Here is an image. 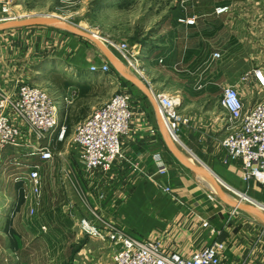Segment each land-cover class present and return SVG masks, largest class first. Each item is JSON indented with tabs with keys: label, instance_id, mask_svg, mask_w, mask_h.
Segmentation results:
<instances>
[{
	"label": "crops",
	"instance_id": "0c3cea01",
	"mask_svg": "<svg viewBox=\"0 0 264 264\" xmlns=\"http://www.w3.org/2000/svg\"><path fill=\"white\" fill-rule=\"evenodd\" d=\"M238 4L240 5V3ZM223 6H229L228 12L234 8L228 16H226L227 13L219 16L225 17L226 20L232 16L234 25L239 27L235 32L236 40L243 32L242 24L250 25V33L254 37L264 34V29L259 30V27L262 28L264 25V14L260 12L264 9L263 1L256 0L249 3L252 10H257V12H252L248 18L235 12V7L231 5H222L221 7ZM173 17L174 15L166 21V25L177 26ZM194 19L198 26L203 21L202 19L198 22L196 17ZM196 25L187 26L186 31L198 30ZM42 28L44 27H34L30 30H36L34 32L38 34L37 32L42 31ZM175 31H177L176 28H174V33L169 31L164 37L167 38L166 41L162 40L155 54L152 57L148 56L152 60L143 61L147 58V49L140 48L138 54L144 56L140 60L144 78L137 76L125 62L119 59L127 72L134 76L142 87L125 79L105 56L98 55L96 51L88 53L82 63L72 56L71 51L67 56L55 58V62L49 61L48 67L53 65L52 68L55 67L59 74H63L73 82L72 86L65 90L55 84L47 87L58 102L62 101L64 104L62 112L64 124H66V110L76 112V117H80L78 123L92 115L108 100L98 103L92 97L98 89L106 90L112 85H117V89L122 92L128 91L131 95L133 119L129 133L122 141L124 162L114 166L106 176L99 175L92 178L86 173L78 154L76 157L70 156V147L63 145L65 147L61 148L59 153L62 161H53L52 159L42 164L44 170L47 171V188L55 189L58 192L57 198L63 202V210L68 211L69 217L73 209V202L65 206L67 199L65 197L68 194L66 192L73 189L74 194L77 195L78 209L81 211L80 218L89 219L97 226L98 224L102 227L111 225L125 235L140 241L158 242L161 249L167 254L190 258L195 253L219 242L225 245L222 253L224 264H264V225L252 220L251 213L242 209L233 215L235 209L231 204L238 203L237 200H235L236 203L229 200L228 197L231 196L227 191L225 197L227 202L223 201L219 194L212 192L209 185L214 190L216 187L212 181L214 175L210 169L206 166H204L205 169H201L194 163H188L186 156L180 153L177 145L169 139L165 131L155 96L168 95L178 101L180 105L182 98L179 91L174 94L172 90L161 84V81L168 80L166 68L172 69L173 59L177 57ZM66 40L54 39L52 41L49 39L44 45L42 43L41 48L35 50L34 53L28 51L16 56V60L11 62L9 73L0 72L1 79L4 78L6 81L3 86H0V89L14 93L17 91L18 84L33 83L35 79H40L41 77L37 75L39 69L46 67L44 59L49 58V54L57 44L59 47L67 46ZM187 46L188 44H186V49ZM193 46L191 38V49ZM104 64L111 66L110 73L92 72L91 67H100ZM160 65L166 68L163 67L164 70L160 71ZM260 68L264 69V67ZM206 69L208 70V65ZM119 78H124L128 82L126 83L128 86L123 85ZM44 83L43 80L41 85L44 86ZM209 84L206 82L197 85L198 91L202 92L203 100L206 99ZM250 85L255 86L256 84L252 80ZM85 90L87 93L83 94ZM210 111L216 117H184L187 120V125L181 127L180 138L196 158L222 163L223 150L221 146L214 144L213 139L225 135L227 117H222L223 113L219 114L214 109ZM77 124H74L72 130ZM23 128L25 130L26 127ZM212 144L217 147L216 152ZM174 152L192 169L200 170L209 184L204 183L198 177L200 173L195 172L196 175L189 173ZM213 152L215 159L211 157ZM33 155L34 153L29 154V156ZM156 156H161L165 161L168 168L167 173L159 174L157 172L154 162ZM69 158L70 161L65 160ZM237 167L238 164L234 163L225 166V170L231 175V178L242 182L238 177ZM259 185L257 182L249 183L247 190L251 197L264 202V187L262 188L263 193L260 194ZM166 189H170L171 192L168 193ZM204 222L209 223L208 228L203 227ZM78 229L75 227V231L72 233L67 227L61 229L60 235L64 236L62 243L64 247L59 251V254H63L62 259L55 261L47 253V259L44 257L32 259V264H113L115 247L109 242L84 236ZM68 234L74 236L70 237ZM47 246L51 247L50 244Z\"/></svg>",
	"mask_w": 264,
	"mask_h": 264
},
{
	"label": "rangeland",
	"instance_id": "374dc122",
	"mask_svg": "<svg viewBox=\"0 0 264 264\" xmlns=\"http://www.w3.org/2000/svg\"><path fill=\"white\" fill-rule=\"evenodd\" d=\"M255 1L0 0V21L9 18H19L17 21H21L34 17H59L84 31L98 35L107 45L126 43L137 52L140 51V48H146L147 58L143 61L152 60L148 56L152 57L162 40L166 41L165 35L169 31L174 33V28H176L175 40L177 45L175 52L177 57L173 59L175 68H173L174 65L172 69L160 65V71L164 70L163 67L166 68V77L168 78V80L161 81V84L172 90L174 94L178 91L181 93L179 112L182 117H216L211 114L210 110L212 109L218 111L219 114L223 113L222 117H226L221 107V100L227 87L236 88L247 107L264 98V89L259 88L257 85H250L253 70L264 67V34L254 37L250 33V25L248 23L242 24L243 32L240 36L238 35L239 38L236 40L235 32L239 27L234 25L232 16L227 20L225 17L219 16L217 9H220L219 7L222 5H231L235 7V12H239L238 14H241L244 18H248L252 12H257L249 6V3ZM258 1L264 2V0ZM235 4L238 5L234 6ZM228 7L226 6V8ZM233 9L226 16L232 13ZM260 12L264 14V9ZM172 15H174V23H177L176 27L166 25V21ZM194 17L197 18L198 22L203 19L199 26L198 24L195 26L198 27V30L186 31L187 26L180 23L179 20ZM2 24L6 23L1 21L0 25ZM42 29V31L37 32L38 34L34 32L36 30H30V28L0 31V72H3V74L9 73L11 62L16 60V56L28 51L34 53L35 50L41 48L42 43L44 45L49 39L52 41L54 39L58 41L67 39L68 44L64 47H59V44H57L53 48L54 50L49 54V58L44 59L46 67L39 69L37 76L41 78L35 79V82L29 83L30 85L47 89L49 86H54L59 79L62 80L60 82L62 85L65 84L66 80L71 82V79L59 74L55 67L52 68L53 65L48 67L49 61L55 62L59 57L67 56L69 51L81 63L85 61V57L91 51H96L98 55L105 56L104 51L91 41L77 38L73 34L55 27H44ZM260 29H264V25L262 28L259 27ZM191 38L193 39V49L190 47ZM43 39L46 40L43 42ZM186 44H188L187 49ZM216 53H221L222 57L215 58ZM3 58H5L4 64ZM207 65L208 70L206 69ZM22 66L24 67V65ZM42 73H44L43 76ZM43 80L45 81L44 86L41 85ZM119 80L122 81L123 85L128 86L126 84L128 82L124 78H119ZM206 82L210 84L206 99L203 100L202 92L198 91L197 85ZM4 83L6 81L0 77V86H3ZM116 86L112 85L107 87L106 90L98 89L92 99L98 103L111 99L122 92ZM73 119L76 120L77 117ZM74 131L75 129L62 142H57L55 136L47 138L46 142L52 143L55 153L53 161L63 160L59 154L61 148L65 147L63 145L70 147V156L76 157L79 151L72 138ZM23 135L17 147L5 151L4 166L0 170V264H32V259L43 257L47 259V255H50L53 260L59 261L63 258V254L60 255L59 251L63 250L64 247L62 244L64 236L60 235L61 229L67 227L72 233L75 231V227L79 228V221L82 219L79 217L81 211L78 209L77 195L74 194L73 189L66 192L68 194L65 197L67 198L65 206L73 202L72 216L69 217L68 211L63 210V202L57 198L58 192L55 189L47 188V171L44 170L42 164L40 168L41 195L36 199L31 194L30 184H23V178L29 172L27 165L39 161L36 156H29V154L36 152L35 145L39 143L28 128H25ZM213 140L214 144L220 146V137ZM177 147L180 153L190 159L196 166L201 169H205L204 166H206L226 186L234 189V191L241 192V194H247L250 198L256 200L250 196L247 190L249 184L231 178L222 163H213L210 160L204 161L196 158L183 142H180ZM213 147L216 152L217 147L215 145ZM211 155L212 159H215L214 152ZM65 160L70 161V158ZM186 169L192 175H196L189 168L186 167ZM198 177L204 183L209 184L202 174H199ZM209 186L212 192L218 194L211 185ZM263 187L264 184L259 185L260 194L263 193ZM227 193L238 202L237 196L228 191ZM250 217L252 220L264 225V219L258 215L251 213ZM98 226L102 225L98 224ZM44 228H46V231ZM68 235L70 237L74 236L72 234ZM47 244H50L51 247L48 248ZM68 253L69 250L67 255Z\"/></svg>",
	"mask_w": 264,
	"mask_h": 264
},
{
	"label": "built area",
	"instance_id": "2783aa9c",
	"mask_svg": "<svg viewBox=\"0 0 264 264\" xmlns=\"http://www.w3.org/2000/svg\"><path fill=\"white\" fill-rule=\"evenodd\" d=\"M226 13H228L226 7L217 9L218 15ZM18 19L9 18L1 21ZM179 22L188 27L196 25L194 18L180 19ZM108 47L137 76L144 78L140 66L143 54H138L126 43H111ZM214 56L217 59L221 57L219 53ZM91 70L108 74L111 72V66L109 64L93 66ZM252 80L259 88L264 89V69L253 70ZM155 100L169 139L178 145L181 142V127L187 125V120L179 112L180 103L165 94L156 95ZM63 107V102H58L48 89L29 83L18 84L14 93L0 89V170L4 166L5 151L17 147L19 140L24 136L23 127L28 128L39 143L35 145L36 152L31 157L36 156L39 161L27 165L29 172L23 178V184H30L31 194L36 199L41 195V164L51 161L55 155L52 143H47L46 140L55 136L57 142H62L66 137L67 126L63 123ZM221 107L227 117V131L220 137L222 163L225 166L237 163L238 177L243 183L264 184V98L247 107L239 91L234 87H227L224 90ZM132 119L131 95L128 92H121L77 124L72 138L78 147L79 160L90 177L106 176L114 166L124 162L122 141L129 133ZM154 162L159 174L168 172L161 156L154 157ZM226 188L228 192L238 197L239 203L251 207H254L255 203L261 204V212L264 214V203H259L247 194H241L228 186ZM166 191L171 192L170 189ZM237 213L239 209L233 211V215ZM78 226L82 235L109 242L115 247L113 264H224L223 243H214L192 257L184 258L165 253L158 242L140 241L111 225L97 226L89 219H82ZM203 227L208 228L209 223L204 222ZM44 230L46 231V228Z\"/></svg>",
	"mask_w": 264,
	"mask_h": 264
},
{
	"label": "water",
	"instance_id": "95a60500",
	"mask_svg": "<svg viewBox=\"0 0 264 264\" xmlns=\"http://www.w3.org/2000/svg\"><path fill=\"white\" fill-rule=\"evenodd\" d=\"M6 24L0 25V31L7 30V29H26V28H34V27H55L61 30H65L75 36L81 37L83 39H86L88 41H91L95 43L97 46H99L105 53V56L107 57L108 61L112 64V66L129 82L133 83L134 85L138 87H142L141 83L132 75H130L127 70L124 68L123 63L119 60V58L115 55V53L108 47L106 42L100 37H98L95 34H92L90 32L84 31L80 27H77L68 21L54 16H45V17H34V18H27L25 20L21 21H6ZM157 104V102H156ZM158 106V104H157ZM159 111V107H158ZM160 115V114H159ZM176 157L179 159V161L185 165L187 168L191 169L194 172L203 174L200 170L192 169L186 162H184L177 154L174 152ZM211 171V170H210ZM212 172V171H211ZM214 177L212 178V181L216 187V190L218 194L220 195L221 199L223 201H226V191L227 186L221 181L219 177H217L216 174H214ZM227 202V201H226ZM235 209H242L245 211H248L250 213L256 214V208L242 204V203H236L231 204ZM262 213V212H261ZM258 215V214H257ZM261 215L264 214L262 213Z\"/></svg>",
	"mask_w": 264,
	"mask_h": 264
},
{
	"label": "trees",
	"instance_id": "16d2710c",
	"mask_svg": "<svg viewBox=\"0 0 264 264\" xmlns=\"http://www.w3.org/2000/svg\"><path fill=\"white\" fill-rule=\"evenodd\" d=\"M62 82L61 79H59L58 81L55 82L56 86L60 87L61 89L65 90L67 88H69L70 86H72L73 83H71L69 80H66L65 81V84L62 85ZM86 90L83 91V94H86ZM67 111V117H66V125H67V133H66V137H69L71 135V131H72V127L74 126V124H77L80 120V117H77L76 120H74L73 118L76 117V112H72V111H69V110H66ZM65 113V111H64ZM73 117V118H72Z\"/></svg>",
	"mask_w": 264,
	"mask_h": 264
},
{
	"label": "bare ground",
	"instance_id": "6f19581e",
	"mask_svg": "<svg viewBox=\"0 0 264 264\" xmlns=\"http://www.w3.org/2000/svg\"><path fill=\"white\" fill-rule=\"evenodd\" d=\"M107 4V3H106ZM98 36V35H97ZM192 158V157H191ZM186 160H187V162L188 163H193L190 159H188L187 157H186ZM211 172V171H210ZM212 173V172H211ZM229 198V200H231V201H233L234 203H236V201H235V199L234 198H232V197H228ZM261 204H258V203H255V206H254V208H256L257 210L255 211L256 212V215L258 214V216L260 217V218H262V219H264V217H263V215H261L262 213H261ZM260 210V211H259Z\"/></svg>",
	"mask_w": 264,
	"mask_h": 264
}]
</instances>
